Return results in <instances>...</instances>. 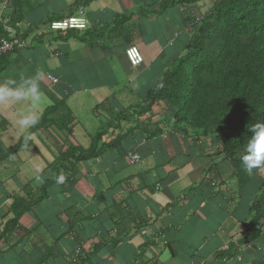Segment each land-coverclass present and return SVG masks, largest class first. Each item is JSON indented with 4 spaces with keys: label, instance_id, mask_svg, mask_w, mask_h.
<instances>
[{
    "label": "crops",
    "instance_id": "obj_1",
    "mask_svg": "<svg viewBox=\"0 0 264 264\" xmlns=\"http://www.w3.org/2000/svg\"><path fill=\"white\" fill-rule=\"evenodd\" d=\"M208 1L26 0L17 29L29 47L0 60V81L40 72L44 102L21 145L30 129L14 120L27 102L0 107V264H264V219L256 237L242 241L256 230L264 167L239 185L230 159L216 152V135L173 130L164 102L138 114ZM10 2L0 0V21L14 35ZM81 8L86 30L44 28ZM130 45L144 58L136 67L125 54ZM98 135L101 153L74 163ZM134 151L142 159L130 164ZM28 195L38 201L20 217L21 229L3 235L13 199Z\"/></svg>",
    "mask_w": 264,
    "mask_h": 264
},
{
    "label": "trees",
    "instance_id": "obj_2",
    "mask_svg": "<svg viewBox=\"0 0 264 264\" xmlns=\"http://www.w3.org/2000/svg\"><path fill=\"white\" fill-rule=\"evenodd\" d=\"M200 1L203 0H171L172 3L186 5ZM10 3V25L16 28L13 36L22 39L25 46L8 51L0 60L11 52L29 47L25 34L17 29V24L23 18L26 0H11ZM203 8L206 11L198 24L189 25L188 29L192 28L193 31L189 30L191 36L185 49L164 78L149 92L138 114L144 115L156 103L164 102L168 107V117L174 121L173 130L193 136L216 135L221 142L216 152L230 159L238 184L243 185L247 171L240 156L251 136L250 128L264 122V0H215L211 5L209 1L205 2ZM4 26L0 21V32L11 36ZM37 125L22 136L19 145L23 144L31 131L37 129ZM156 130L149 136L162 131L160 128ZM100 139L101 135H98L94 147L87 153L79 154L76 160L99 155L102 151V147H97ZM120 139L118 137L114 144ZM71 174L73 182L76 171ZM261 182L264 187V177ZM27 197L29 200L20 197L13 199V217L8 219L3 235L21 229L20 217L38 201L33 199V195ZM252 210L256 230L242 237L246 243L261 230L264 200L256 202ZM234 248L231 250L236 251Z\"/></svg>",
    "mask_w": 264,
    "mask_h": 264
},
{
    "label": "clouds",
    "instance_id": "obj_3",
    "mask_svg": "<svg viewBox=\"0 0 264 264\" xmlns=\"http://www.w3.org/2000/svg\"><path fill=\"white\" fill-rule=\"evenodd\" d=\"M86 30V29H85ZM82 31V30H80ZM42 73L22 77L19 80L6 78L0 81V107H8L18 102H27L28 107L18 112L14 123L21 130L34 128L41 120L40 106L44 102L41 90ZM251 136L243 148L240 161L246 171L264 167V122H258L250 128ZM29 137H25V142ZM37 171H41L39 168ZM45 177H36L38 183H43ZM63 174L57 177V183H63Z\"/></svg>",
    "mask_w": 264,
    "mask_h": 264
},
{
    "label": "built area",
    "instance_id": "obj_4",
    "mask_svg": "<svg viewBox=\"0 0 264 264\" xmlns=\"http://www.w3.org/2000/svg\"><path fill=\"white\" fill-rule=\"evenodd\" d=\"M44 28L52 32H67L69 30H85L88 28V20L84 16L83 8H81L75 14H68L61 18L48 21ZM24 46H25V42L22 39L13 35L7 37L0 32V57L14 48L22 49ZM125 54L129 63L133 67L142 64L144 61L143 55L141 54L139 48L136 45L128 46L125 50ZM49 78L54 84L59 82V80L56 77L49 75ZM128 160L130 164H136L140 162L141 156L136 151L130 152L128 154ZM238 247L239 249H241L240 244H238Z\"/></svg>",
    "mask_w": 264,
    "mask_h": 264
},
{
    "label": "rangeland",
    "instance_id": "obj_5",
    "mask_svg": "<svg viewBox=\"0 0 264 264\" xmlns=\"http://www.w3.org/2000/svg\"><path fill=\"white\" fill-rule=\"evenodd\" d=\"M213 1H214V0H209V2H210V5H211V4H213ZM205 11H206V9L204 8V12H205ZM73 161H74V163H76V161H77V160H76V159H74Z\"/></svg>",
    "mask_w": 264,
    "mask_h": 264
}]
</instances>
